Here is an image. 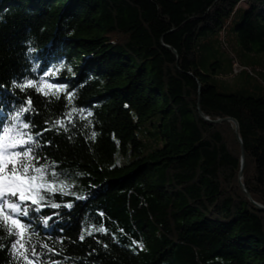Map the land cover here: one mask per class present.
Masks as SVG:
<instances>
[{"label": "trees", "instance_id": "trees-1", "mask_svg": "<svg viewBox=\"0 0 264 264\" xmlns=\"http://www.w3.org/2000/svg\"><path fill=\"white\" fill-rule=\"evenodd\" d=\"M241 11L264 53V0H0V135L31 134L56 187L17 217L34 264H264V97L221 93L204 56Z\"/></svg>", "mask_w": 264, "mask_h": 264}, {"label": "snow or ice", "instance_id": "snow-or-ice-1", "mask_svg": "<svg viewBox=\"0 0 264 264\" xmlns=\"http://www.w3.org/2000/svg\"><path fill=\"white\" fill-rule=\"evenodd\" d=\"M27 87H36L45 95H48L49 91L52 95H55L56 91H63V89H54V86L46 83L37 86L29 82ZM46 89L49 91H45ZM31 104L32 101L28 100L29 108L22 111H29ZM57 123L61 127L64 126L62 121ZM29 127L28 123L22 125L25 130ZM94 135L93 133V137ZM29 144H36L34 137L15 126L4 128L3 134L0 135V230L5 231L9 236L16 237L15 242L11 244V249L17 260L22 261L23 264H34L29 256H35L37 253L34 248L30 250L28 247L32 240L28 228L17 219L19 216L28 215L27 210L22 209L21 205L30 202L37 205L36 211H39V206L46 202L45 193L56 191L55 184H50L47 179V169L37 166V157L33 155L32 149L27 147ZM56 175L55 172L51 173L53 180ZM99 230L104 231L103 228Z\"/></svg>", "mask_w": 264, "mask_h": 264}, {"label": "rangeland", "instance_id": "rangeland-1", "mask_svg": "<svg viewBox=\"0 0 264 264\" xmlns=\"http://www.w3.org/2000/svg\"><path fill=\"white\" fill-rule=\"evenodd\" d=\"M241 8L244 10L247 6L243 4ZM241 19L242 11L229 21L227 32L221 36L220 43L215 44V52H207V56L204 55L206 66L216 67L217 64L215 63L217 62L221 65L218 75L213 77V84L221 93L264 97V53L247 54L243 51L234 31ZM215 39L218 41L220 38L216 37ZM233 61L238 62L241 66L238 63L235 65L234 76L229 73V67ZM213 67L205 71L212 73ZM244 68L247 71L240 74ZM249 70L254 75L250 76ZM129 161L125 157L124 163L128 164Z\"/></svg>", "mask_w": 264, "mask_h": 264}, {"label": "water", "instance_id": "water-1", "mask_svg": "<svg viewBox=\"0 0 264 264\" xmlns=\"http://www.w3.org/2000/svg\"><path fill=\"white\" fill-rule=\"evenodd\" d=\"M223 121H218V122H216V124H220V123H222ZM224 122H233L234 124H235V126H236V131H237V133H238V124H237V122L236 121H234V120H231V119H228V120H226V121H224ZM244 165H245V153H244V150H243V168H242V171H241V175H240V177L241 178H243V175H244ZM242 188L244 189V191L246 192V189H245V187L242 185ZM246 194L250 197V195L246 192ZM263 211H264V208H262V207H260Z\"/></svg>", "mask_w": 264, "mask_h": 264}]
</instances>
